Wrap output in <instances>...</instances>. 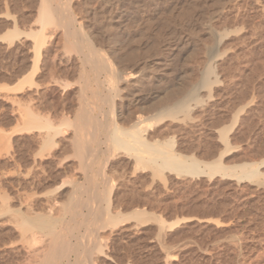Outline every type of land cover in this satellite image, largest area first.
Returning <instances> with one entry per match:
<instances>
[{
  "label": "rangeland",
  "instance_id": "374dc122",
  "mask_svg": "<svg viewBox=\"0 0 264 264\" xmlns=\"http://www.w3.org/2000/svg\"><path fill=\"white\" fill-rule=\"evenodd\" d=\"M42 1L0 0V264L30 263L23 256H28L26 252L34 245L24 239L31 233L24 232L22 236L16 228L28 214V218L31 213V219L37 218L36 211L39 216L42 213L40 218H44L45 212L46 217L50 213L45 219L58 218V230L67 233L69 239L75 236L70 239L72 244L82 240L78 251H69L59 264L68 259L70 264H264V0H68L69 6L62 0L67 6L64 5L65 12L75 19V31L79 33L76 36L87 37L84 39L89 44L95 43L90 44L93 49L108 55L112 71L107 74L89 67L91 63L84 60L82 50L69 45L68 37V40L64 37L68 36L65 27H61L56 14H45ZM42 14L46 19L55 15L57 19H53L59 25L50 22L53 25L48 26ZM96 39L103 41L98 44L101 40L97 43ZM69 48L71 53L66 51ZM125 72H131V76L127 75L129 79L123 77ZM81 77L90 78L89 87L85 80H79ZM106 87L110 90L119 87L121 91L117 93L115 89L110 93ZM78 92L87 99H80ZM163 96L165 104L159 101ZM85 99L88 108L95 110L92 114L106 124L94 135V140L90 137L94 132L90 133L89 127L85 129L88 139L85 138L91 139L92 147L88 155L92 157L96 148L94 159L89 156L86 159L88 167H83L72 147L74 126L83 113ZM112 118L114 127L130 142L132 150L142 147V152H131L130 146L125 144L122 148L112 140ZM47 123L54 128L50 129ZM127 127L133 130L129 132ZM143 135L145 138L141 139ZM138 138L146 140L147 145L140 147L142 141ZM160 143L167 144L161 151L196 159L199 171L179 172L171 164L163 165L157 159L162 155L155 154L158 151L155 147L161 149ZM152 151L157 160L149 159ZM135 153L137 157H145L137 158ZM207 162L222 163L232 170L210 169ZM242 162L254 163L259 174L248 177V169L238 166ZM83 169L87 173L85 179ZM92 194L100 198L96 196L94 201ZM68 204L71 208H67ZM89 206L91 212L94 209L99 212L101 208L92 219L104 214L102 210L109 216L122 213L126 217L120 214L121 222L112 227L106 215H101L96 222H103L96 224L93 220L95 229H91L88 222L93 214L89 215ZM191 206L195 211L185 213V208ZM179 208L184 210L181 212ZM133 210L157 218L141 221L134 215H126ZM80 211L86 212L85 217L83 213L78 216ZM83 220H87L86 226H82ZM67 225L69 229L72 226V235ZM47 237L40 234L33 240L42 245ZM94 239L98 250L92 248ZM85 241L90 245L86 250ZM29 244V249L23 251V245L27 248ZM78 252L81 259L76 255ZM11 258H19L20 263Z\"/></svg>",
  "mask_w": 264,
  "mask_h": 264
},
{
  "label": "bare ground",
  "instance_id": "6f19581e",
  "mask_svg": "<svg viewBox=\"0 0 264 264\" xmlns=\"http://www.w3.org/2000/svg\"><path fill=\"white\" fill-rule=\"evenodd\" d=\"M67 2H68V0H66ZM152 1V0H151ZM154 1V0H153ZM152 1V2H153ZM194 1V0H193ZM199 1V0H198ZM43 2V9H44V12H45V14L46 15H52V14H56L57 16H58V18L60 19V20H58V21H61V23L63 24V25H61V27H65V32L67 31V34H68V36H66L64 33V37H65V39H67L66 37H68V39H69V41L71 42V44H69V45H75V48L77 47L79 50L81 49L82 51H80V53H82V55H83V57H84V60L85 61H87V62H89V63H91V64H89V67H92L95 71H97V73H102V72H106V74H107V72H110V71H112L111 70V64H110V60L107 58V56H106V54H103L102 52H99V51H97V50H95V49H93L92 47L93 46H91V45H94L95 43H92V41H91V45L87 42L88 40H86V39H84V38H87V37H83V36H88L87 34H82L81 32H80V34H82L83 36V38H81V37H77L76 36V34H79L77 31H75V19H74V17L72 16V15H70V14H67V12H65V9H66V7L67 6H69L68 4H70L69 2H70V0H69V2L67 3V6H66V4H63V1L62 0H43L42 1ZM71 2H73V0L71 1ZM74 2H75V0H74ZM96 2V1H95ZM119 2V1H118ZM145 2V1H144ZM164 2V1H163ZM171 2V1H170ZM196 2V1H195ZM104 3V2H103ZM102 3V4H103ZM134 3V2H133ZM99 4V3H98ZM105 4H106V2H105ZM110 4V3H109ZM120 4V3H119ZM166 4V3H165ZM200 4V3H199ZM64 5L66 6V7H64ZM173 5V4H172ZM175 5V4H174ZM191 5H192V3H191ZM190 5V6H191ZM73 6H75L74 4H73ZM72 6V7H73ZM99 6H100V4H99ZM107 6V5H106ZM155 6V5H154ZM157 6V5H156ZM165 6V5H164ZM171 6V5H170ZM176 6V5H175ZM190 6H188L189 8H190ZM198 6V5H197ZM196 6V7H197ZM102 7V6H101ZM104 7H105V5H104ZM120 7V6H119ZM118 7V8H119ZM125 7V6H124ZM147 7H149V6H147ZM192 7V6H191ZM203 7V6H202ZM65 8V9H64ZM98 8V7H97ZM109 8V7H108ZM113 7H111V9H112ZM157 8V7H156ZM167 8H168V6H167ZM69 9V8H68ZM71 9V8H70ZM69 9V11H71V10H73V9H71L70 10ZM104 9H106V8H104ZM163 9V8H162ZM171 9V8H170ZM170 9H169V11H170ZM173 9H174V7H173ZM94 10V9H93ZM102 10V9H101ZM108 10V9H107ZM112 10H114V9H112ZM137 10V9H136ZM161 9H159V11H160ZM164 10V9H163ZM187 10V9H186ZM189 10H191V8L189 9ZM193 10V9H192ZM153 11V10H152ZM173 11V10H172ZM194 11V10H193ZM96 12V11H95ZM110 12V11H109ZM111 12H113V11H111ZM131 12H133V11H131ZM165 12V11H164ZM168 12V11H167ZM105 13V12H104ZM103 13V14H104ZM114 13V12H113ZM150 13H152V12H150ZM161 13H163V11H161ZM168 13H171V12H168ZM168 13H166V14H168ZM73 14V13H72ZM75 14V13H74ZM99 14V13H98ZM103 14H101L100 16L101 17H103ZM110 14V13H109ZM122 14V13H121ZM154 14V13H153ZM159 14V13H158ZM187 14V13H186ZM43 16H42V19L43 18H45L46 16H44V14H42ZM128 15V14H127ZM126 15V16H127ZM163 15V14H162ZM165 15V14H164ZM163 15V16H164ZM172 14H170V16H171ZM173 15H174V13H173ZM53 16H55V15H53ZM49 17L50 19H46V22H48L47 24H48V26H49V23L50 22H53L54 24L56 23V24H58L59 25V23H58V21H56L55 22V20L57 19V18H55V17ZM56 16V17H57ZM79 16V15H78ZM99 16V15H98ZM97 16V17H98ZM106 16V15H105ZM104 16V17H105ZM121 16V15H120ZM160 16V15H159ZM166 17H167V15H165ZM164 16V17H165ZM169 16V15H168ZM110 17V16H109ZM118 17V16H117ZM122 17V16H121ZM132 17V16H131ZM55 20H54V19ZM76 18V17H75ZM108 18V17H107ZM151 18V17H150ZM160 18V17H159ZM171 18H173V17H171ZM170 18V19H171ZM77 19V18H76ZM105 19H106V17H105ZM105 19H103V21L105 20ZM113 19V18H112ZM160 19H162V18H160ZM52 20H54V21H52ZM110 20V19H109ZM133 20V19H132ZM131 20V21H132ZM150 20V19H149ZM162 20H166V19H162ZM162 20H160V21H162ZM80 21V20H79ZM100 21H101V19H100ZM102 21V22H103ZM111 21V20H110ZM121 21V20H120ZM150 21H152V20H150ZM107 22V21H106ZM112 22V21H111ZM167 22V21H166ZM169 22H171V20L169 21ZM53 23H50V25L52 24L53 25ZM83 23V22H82ZM128 23V22H127ZM134 23V22H133ZM148 23V22H147ZM154 23V22H153ZM159 23V22H158ZM109 25H110V23H108ZM116 24V23H115ZM131 24L132 23H130V26H131ZM137 25H138V23H136ZM152 24V23H151ZM164 24V23H163ZM75 25V26H74ZM123 25V24H122ZM135 25V24H134ZM146 25H148V24H146ZM145 25V26H146ZM155 25V24H154ZM57 26V25H56ZM144 26V27H145ZM161 26V25H160ZM60 27V26H59ZM60 27V28H61ZM127 27V26H126ZM134 27V26H133ZM149 27H151V25L149 26ZM78 28H79V26H78ZM103 28V27H102ZM113 28V27H112ZM152 28V27H151ZM151 28H147V29H150L151 30ZM57 29V28H56ZM80 29V28H79ZM83 29H84V27H83ZM111 29V28H110ZM130 29V28H129ZM129 29H127V30H129ZM145 29H146V27H145ZM58 30V29H57ZM81 30V29H80ZM79 30V31H80ZM101 31H102V29H100ZM117 30V29H116ZM156 30V29H155ZM85 31V30H84ZM83 31V32H84ZM111 31H113V30H111ZM126 31V30H125ZM142 31V30H141ZM146 31V30H145ZM149 31V30H148ZM148 31H146V32H148ZM129 32H130V30H129ZM85 33V32H84ZM94 33V32H93ZM92 33V34H93ZM97 33H99V32H97ZM102 33V32H101ZM112 33V32H111ZM121 33V32H120ZM131 33V32H130ZM139 33H141V32H139ZM143 33H145L144 31H143ZM142 33V35H144ZM91 34V35H92ZM113 34V33H112ZM115 34V33H114ZM146 34V33H145ZM91 35H89V36H91ZM93 35H95V34H93ZM99 36V35H98ZM137 36V35H136ZM141 36V35H140ZM154 36V35H153ZM158 36V35H157ZM95 37V36H94ZM154 37H156V36H154ZM153 37V38H154ZM74 38H77L76 40H73ZM90 39H91V37H89ZM97 38V37H96ZM101 38V37H100ZM151 38H152V35H151ZM157 38V37H156ZM67 39V40H68ZM138 39H140V38H138ZM137 38H136V40H138ZM158 39V38H157ZM99 40H101V41H99ZM96 39V41H97V43H98V41H99V43L98 44H100V42H102L103 40L102 39ZM129 40H133V38L132 39H129ZM142 40V39H141ZM38 41V40H37ZM93 41H94V39H93ZM139 41V40H138ZM69 42V43H70ZM90 42V41H89ZM95 42V41H94ZM127 42V41H126ZM129 42V41H128ZM133 42V41H132ZM41 43V42H40ZM134 43V42H133ZM132 43V44H133ZM129 43H127L126 45H128ZM135 44V43H134ZM102 45V48H103V44H101ZM123 45V44H122ZM125 45V46H126ZM135 45H137V43L135 44ZM96 46V45H95ZM64 47H65V45H64ZM99 47V46H98ZM71 48H72V46H71ZM71 48H69V50L67 49H63L64 51L66 50L68 53H71L70 51H71ZM72 49H74V48H72ZM100 49V48H99ZM136 49V48H135ZM134 49V50H135ZM104 50V49H103ZM102 50V51H103ZM128 50H129V48H128ZM128 50H126V51H128ZM131 50V49H130ZM129 50V51H130ZM133 50V51H134ZM136 50H138V49H136ZM73 51V50H72ZM78 51V50H77ZM107 51V50H106ZM67 52H64V53H67ZM79 52V51H78ZM108 52V51H107ZM111 52V51H110ZM136 52H138L139 53V51H136ZM76 54H77V52H75ZM79 53V54H80ZM118 53V52H117ZM133 53V52H132ZM138 53H137V55H138ZM111 54V53H110ZM109 54V55H110ZM114 54V53H113ZM122 54V53H121ZM134 54V53H133ZM63 55V54H62ZM66 55V54H65ZM81 55V54H80ZM115 55V57H116V53L114 54ZM130 55V54H129ZM129 55H127V57L129 56ZM135 55V54H134ZM140 55V54H139ZM121 56V55H120ZM123 56H125V54L123 55ZM133 56V55H132ZM136 56V55H135ZM135 56H133L132 58H134ZM62 57V56H61ZM79 58V57H78ZM118 58V57H117ZM116 58V59H117ZM66 59V58H65ZM80 59V58H79ZM78 59V61H80ZM83 59V58H82ZM112 59V58H111ZM120 59V58H119ZM122 59V58H121ZM120 59V60H121ZM128 59H129V57H128ZM134 59H136V58H134ZM138 59V58H137ZM136 59V60H137ZM131 60H133V59H131ZM65 61V60H64ZM82 61V60H81ZM122 61V60H121ZM118 62V61H117ZM131 62V61H130ZM112 63H113V61H112ZM115 63V62H114ZM113 63V64H114ZM126 63L128 64V61H126ZM82 64V63H81ZM130 64V63H129ZM84 66H85V64H83ZM83 65H79V67L81 66H83ZM92 65V66H91ZM117 64L115 63V66H116ZM83 66V67H84ZM72 68V67H71ZM112 69H113V67H112ZM119 69V68H118ZM88 70V69H87ZM125 70V69H124ZM209 70H210V68H209ZM77 71V70H76ZM115 71V70H114ZM131 71V70H130ZM83 72H84V69H83ZM116 72H118V70H116ZM86 73V72H85ZM119 73H121L120 71H119ZM118 73V74H119ZM124 73V72H123ZM131 73V72H130ZM128 74V72H125V74H123V75H126V76H123V77H125V78H128L127 77V75L128 76H131V74ZM81 74V76H83V73L81 72L80 73ZM115 74H117V73H115ZM117 74V76L118 77H120L121 76V74L120 75H118ZM98 76H99V74H97ZM86 76H88V75H86ZM97 76V77H98ZM108 76V75H107ZM109 77V76H108ZM77 78V77H76ZM99 78V77H98ZM131 78V77H130ZM134 78V77H133ZM85 80L86 81V83L85 84H88L87 86L89 87V82L87 81V80H89V79H87L86 77H85V79H82V77L81 78H79V80ZM115 79H116V77H115ZM129 79V78H128ZM102 80H104V78L102 79ZM111 80V79H110ZM119 80V79H118ZM204 80V79H203ZM101 81V80H100ZM142 81V80H141ZM88 82V83H87ZM108 82H110V81H108ZM112 82H113V79H112ZM111 82V84H114V82L112 83ZM129 82V81H128ZM73 83V82H72ZM80 83V82H79ZM94 83V82H93ZM92 83V84H93ZM104 83V82H103ZM118 84H119V82H117ZM142 83V82H141ZM182 83V82H181ZM184 83V82H183ZM84 84V85H85ZM96 84V83H95ZM100 84H102V83H100ZM80 85V84H79ZM82 85V84H81ZM104 85V84H103ZM127 85V84H126ZM181 85H183V84H181ZM87 86L85 87H83V88H87ZM96 86V85H95ZM111 87L113 86V85H110ZM118 86V85H117ZM143 86V85H142ZM160 86V85H159ZM97 87V86H96ZM108 87V86H107ZM106 87V88H107ZM110 87V88H111ZM80 88H81V86H80ZM79 88V89H80ZM92 88V87H91ZM114 88V87H113ZM119 88V87H118ZM116 89L117 90V93L118 92H120L121 90H119V89ZM147 88V87H146ZM160 88V87H159ZM162 88H164V87H162ZM179 88H181V87H179ZM78 89V88H77ZM101 89V88H100ZM103 89V88H102ZM107 89H109V88H107ZM115 89H109V91H110V93H111V91H114ZM85 90V89H84ZM91 90V89H90ZM130 90V89H129ZM148 90V89H147ZM177 90H178V88H177ZM123 91V90H122ZM175 91V90H174ZM83 91H81L80 93L81 94H83L82 93ZM146 92V91H145ZM172 92V91H171ZM91 93H93V92H91ZM104 93V92H103ZM169 93H170V91H169ZM85 94V93H84ZM106 94V93H105ZM161 94V93H160ZM165 94V93H164ZM163 94V95H164ZM167 94L168 93H166L165 95L167 96ZM172 94V93H171ZM173 94H175V93H173ZM78 95H79V92H78ZM98 95V94H97ZM108 95V94H107ZM115 95H117V94H114V97H116ZM156 95H158V94H156ZM164 95V96H165ZM188 95H189V93H188ZM83 96H85V95H83ZM83 96H80L79 95V97H80V99H83V98H86V97H83ZM103 96V95H102ZM164 96L163 97H161V99H159V101H161L162 100V98L163 99H165L164 98ZM165 96V97H166ZM169 96H170V94H169ZM174 96V95H173ZM173 96L171 95L169 98H173ZM176 96V95H175ZM82 97V98H81ZM98 97V96H97ZM113 97V96H112ZM114 97H113V101H114ZM160 97V96H159ZM168 97V96H167ZM77 98V97H76ZM107 98V99H106ZM111 98V97H110ZM179 98V97H178ZM182 98V97H181ZM188 98V97H187ZM80 99H79V101H80ZM87 99V98H86ZM86 99H85V101H84V105L85 106H83V108H84V110L83 111H81V115L80 114H78V115H80V116H78L79 117V119H78V124H77V126H76V124H75V128H76V130L75 131H73L74 132V138H73V143H72V147L75 149V152H76V154H77V156L80 158V160H81V162H82V165H83V167H88V165H89V163L88 162H86V159L88 158V156L89 155H91L90 154V152H88V151H90V148H91V151H92V147H90V143H89V141L91 140H86V138H87V136H85V129H86V127L88 128H90L91 130L92 129H94V131L92 130V132H91V130L89 131L90 133H93L94 132V134H91L90 135V137H93L92 138V140H94V138H96V137H94V135H96V133L101 129V128H105V122H100L99 120H98V116H95V115H93L92 114V111L94 110V109H92V107H91V109H92V111L88 108V106L87 105H89V102H87L86 101ZM186 99V98H185ZM84 100V99H83ZM105 102L107 103V100H108V97L107 96H105ZM157 100V99H156ZM155 100V101H156ZM78 101V102H79ZM89 101V100H88ZM100 101H103V100H100ZM112 101V102H113ZM164 100H162V102H163ZM186 101V100H185ZM121 102V101H120ZM151 102V101H150ZM162 102H160L159 104H161ZM102 103H104V102H102ZM105 103V104H106ZM108 103H109V101H108ZM107 103V104H108ZM152 103H153V101H152ZM75 104V103H74ZM73 104V105H74ZM106 104V105H107ZM113 104H114V102H113ZM144 104V103H143ZM163 104H165V102H163ZM187 104V103H186ZM94 105V104H93ZM142 105V104H141ZM81 106V105H80ZM90 106V105H89ZM102 106V105H101ZM100 106V107H101ZM150 106V105H149ZM151 106H153V105H151ZM150 106V107H151ZM114 107V106H113ZM72 108V107H71ZM82 107H81V110L83 109ZM95 108V107H94ZM98 108V107H97ZM112 108V107H111ZM111 108H109L108 107V109H111ZM163 108H165V107H163ZM75 109V108H74ZM101 109V108H100ZM113 110H114V108H112ZM148 109H150V108H148ZM148 109H145V110H148ZM112 110V111H113ZM151 110V109H150ZM162 110V109H161ZM160 110V111H161ZM164 110V109H163ZM95 111V110H94ZM100 111V110H99ZM102 111H104V110H102ZM144 112V110L142 111V113ZM165 112V111H164ZM107 113V112H106ZM114 113V112H113ZM141 113V114H142ZM102 114V113H101ZM97 115H98V113H97ZM107 115H108V113H107ZM111 115V114H110ZM113 115V114H112ZM102 116V115H101ZM103 116H105V115H103ZM157 116V115H156ZM20 117V116H19ZM57 117V116H56ZM70 118V117H69ZM115 118V117H114ZM142 118V117H141ZM145 118V117H144ZM56 119V118H55ZM104 119H106L107 120V118H104ZM124 119V118H123ZM57 120V119H56ZM102 120H103V118H102ZM101 120V121H102ZM112 120H113V122H114V119L112 118ZM115 120H116V118H115ZM145 120V119H144ZM138 122V121H137ZM141 122H142V119H141ZM53 123V122H52ZM107 123V122H106ZM110 123H112V122H110ZM109 123V124H110ZM117 123V122H116ZM135 123V122H134ZM143 123V122H142ZM46 124V123H45ZM48 124V123H47ZM55 124V123H54ZM114 124V125H113ZM113 124H111V125H113V127L114 126H116V124H115V122L113 123ZM119 125V124H118ZM49 128L50 127H52L50 124H48L47 125ZM59 126V125H58ZM110 126V125H109ZM108 126V127H109ZM132 126V125H131ZM136 126V125H135ZM46 127V126H45ZM48 127H46L47 129H49ZM56 127V126H55ZM62 127V126H61ZM73 127V128H74ZM111 127V126H110ZM118 127V126H117ZM133 127V126H132ZM132 127H131V129H129L130 127H127L128 129H129V132H130V130H133L132 129ZM53 128H54V126H53ZM58 128H60V126L58 127ZM138 128V127H137ZM141 128V127H140ZM51 129V128H50ZM118 129V128H116V127H114V129L111 131V138H113L112 140H114L115 142H116V144L119 146V145H121L122 146V148H124L125 146V144L127 145L126 147H128V146H130V142L128 141H126V138H124L121 134H120V131H118L119 132V134H118V132L116 131V130ZM143 129V128H142ZM53 130V129H52ZM61 130H62V128H61ZM105 130H107V128L105 129ZM18 131V130H17ZM63 131V130H62ZM69 131V130H68ZM72 132V133H73ZM132 132V131H131ZM140 132H141V129H140ZM137 133H138V131H137ZM142 133V132H141ZM141 133H139L140 135H141ZM146 133V132H145ZM139 134H138V137L140 138V136H139ZM68 135V134H67ZM72 135V134H71ZM87 135H88V133H87ZM99 136H100V132H99V134H98ZM97 135V136H98ZM11 136V135H10ZM89 136V135H88ZM98 136V137H99ZM142 136V135H141ZM144 136V135H143ZM73 137V136H72ZM86 137V138H85ZM101 137V136H100ZM104 137H105V135H104ZM136 137V136H135ZM106 138H108V136L106 137ZM124 138V139H123ZM138 138V139H139ZM143 138H145V136L144 137H141V139H143ZM70 139V138H69ZM88 139V138H87ZM99 139V138H98ZM141 139H139L140 141H142L141 142V144L142 145H140V147L141 146H144V144H146L147 145V141H146V143H145V141H143V140H141ZM12 140V139H11ZM68 140V139H67ZM155 140H157V139H155ZM71 141V142H72ZM97 141H99V140H97ZM105 141V139H103L102 140V142H104ZM159 141V140H158ZM113 142V141H112ZM91 143H93V142H91ZM97 143H100V142H97ZM106 143V142H105ZM111 143V142H110ZM153 143V145H155L154 143H157L156 141L155 142H152ZM103 144V143H102ZM116 144H114L113 143V145L115 146V148H117V145ZM65 145V144H64ZM111 145H112V143H111ZM112 145V146H113ZM158 144H156V146H157ZM164 145H167V144H164ZM163 144L161 145V143L158 145V146H161V149H159V147L158 148H156L155 147V149H156V151H157V149H158V151L157 152H155V154L156 153H160V155H162V157H160V158H158L157 156V159H160L161 161H163L162 162V164L163 165H165V164H171L172 165V167H173V169H175V170H177V171H179V172H190V173H193V172H198L199 171V169H200V164H199V162L196 160V159H192V158H188V157H183V156H180L179 154H174V153H167V152H165L164 150L163 151H161L163 148V146H164ZM97 146V145H96ZM120 146V147H121ZM110 147V146H109ZM132 146H130L129 147V149L131 150V152L132 151H134V152H136V151H138V150H140V149H138V150H132V148H131ZM148 147V146H147ZM153 147V146H152ZM137 148V147H136ZM139 148V147H138ZM145 148V147H144ZM148 148H150V147H148ZM89 149V150H88ZM143 148L141 147V150H142ZM95 150H96V148H94L93 149V155H92V157L91 156H89V158L91 157V158H93L94 159V154H96L95 153ZM140 150V151H141ZM152 150V149H151ZM172 150V149H171ZM64 151V150H63ZM110 151V150H109ZM99 152V151H98ZM133 152V153H134ZM142 152V151H141ZM154 151H152L151 153H149L150 155H152V157L151 158H149V157H147V152H146V157L147 158H149V159H151L152 160V158H153V153ZM173 152V151H172ZM66 153V152H65ZM102 153H103V151H102ZM110 153V152H109ZM140 153V152H139ZM176 153V152H175ZM89 154V155H88ZM137 153H135V155H136ZM141 154V153H140ZM143 154H145V152L143 151ZM3 155V154H2ZM14 155V154H13ZM66 155V154H65ZM138 155V154H137ZM137 155H136V157H137ZM157 155V154H156ZM159 155V154H158ZM159 155V156H160ZM67 156V155H66ZM149 156V155H148ZM155 156V155H154ZM10 157V156H9ZM64 157V156H63ZM107 157V156H106ZM143 158V157H145V156H143V157H141V156H138L137 158ZM55 158V157H54ZM88 158V159H89ZM108 158V157H107ZM161 158H163V159H161ZM145 159V158H144ZM153 159H156V158H153ZM156 159V160H157ZM150 160V161H151ZM156 160H154V161H156ZM93 161V160H92ZM96 161V160H95ZM160 161V162H161ZM52 162V161H51ZM159 162V163H160ZM6 163V162H5ZM17 163V162H16ZM92 163V162H91ZM154 163V162H153ZM156 163L158 164V162L156 161ZM161 164V163H160ZM159 164V165H160ZM162 164L160 165V166H162ZM16 165V164H15ZM61 165V164H60ZM91 165V164H90ZM94 165V164H93ZM6 166V165H5ZM206 166L208 167V168H210V169H217V170H221V169H225V171L227 170V171H230V170H232V169H230V167L228 168V166H224L222 163H206ZM239 167H241V168H243V169H248V171H247V175H248V177L250 176V177H254V175H258L259 173V171L257 170V168L254 166V163H249V162H242V163H240L239 165H238ZM61 167V166H60ZM64 167V166H63ZM90 168V167H89ZM232 168V167H231ZM240 168V169H241ZM93 169V168H92ZM91 169V170H92ZM105 169V168H104ZM230 169V170H229ZM1 170V169H0ZM3 171V170H2ZM6 171V170H5ZM83 171H85L84 169H83ZM82 171V172H83ZM93 171V170H92ZM94 171H96V170H94ZM105 171V170H104ZM104 171H103V173H104ZM258 171V172H257ZM90 172V171H89ZM73 173V172H72ZM85 174H84V176L85 177H83V179H85L86 178V171L84 172ZM4 174H6V173H4ZM3 174V175H4ZM48 174V173H47ZM69 174H70V172H69ZM68 174V175H69ZM95 174V173H94ZM100 174V173H99ZM96 175V174H95ZM101 175H102V173H101ZM103 175H105V174H103ZM256 175V176H257ZM71 176V175H70ZM91 176V175H90ZM98 176V175H97ZM104 177V176H103ZM103 177H102V179H103ZM94 178H95V176H94ZM97 178V177H96ZM1 179V178H0ZM61 179V178H60ZM63 179H64V177H63ZM77 179V178H76ZM4 180V179H3ZM65 180V179H64ZM97 180V179H96ZM95 180V181H96ZM87 181V180H86ZM94 181V182H95ZM102 181H104V180H102ZM107 181H109V179H107ZM106 181V182H107ZM82 182H84V181H82ZM88 182V181H87ZM105 182V181H104ZM64 183V182H63ZM66 183V182H65ZM109 183H110V181H109ZM45 184V183H44ZM107 184V183H106ZM59 185H60V183H59ZM70 185V184H69ZM82 185V184H81ZM93 185V184H92ZM91 185V186H92ZM109 185V184H108ZM76 186H79V187H81L80 185H76ZM98 186V185H97ZM13 187V186H12ZM59 187V186H58ZM89 187V186H88ZM2 188V187H1ZM16 188V187H15ZM60 188V187H59ZM78 188V187H77ZM95 188H96V184H95ZM62 189V188H61ZM76 188L74 187V190H75ZM80 189V188H79ZM79 189H78V191H79ZM89 189V188H88ZM93 190H94V186H93V188H92ZM81 190H82V188H81ZM93 190H91V191H93ZM95 191V190H94ZM102 191V190H101ZM106 191V190H105ZM3 192H4V190H3ZM21 192H23V191H21ZM77 192V191H76ZM75 192V193H76ZM109 192H111V191H109ZM5 193V192H4ZM70 193V192H69ZM74 193V194H75ZM6 194V193H5ZM7 194H8V192H7ZM21 194V193H20ZM77 194V193H76ZM75 194V195H76ZM80 194V193H79ZM79 194H77V195H79ZM105 194V193H104ZM18 195V194H17ZM94 194H92V197H94V201H97L96 199V196L97 197H99L98 195H99V193H98V195H96V196H93ZM2 196H3V194H2ZM23 196V195H22ZM72 196V195H71ZM86 196H87V193H86ZM9 197V196H8ZM103 197V196H102ZM105 197V196H104ZM103 197V198H104ZM28 198V197H27ZM76 198V197H75ZM75 198H74V200H75ZM85 198V197H84ZM89 198H90V195H89ZM100 198V197H99ZM102 198V199H103ZM107 198H109V196L107 197ZM2 199H3V197H2ZM72 199H73V197H72ZM71 199V200H72ZM77 199H79V197L77 198ZM104 199H106V198H104ZM5 200H6V198H5ZM54 200V199H53ZM70 200V201H71ZM87 200H88V198H87ZM46 201V200H45ZM76 201V200H75ZM78 201V200H77ZM111 201V200H110ZM4 202V201H3ZM6 202V201H5ZM35 202V201H34ZM74 202V201H73ZM88 202V201H87ZM31 203V202H30ZM57 203V202H56ZM71 203H72V201H71ZM80 203V202H79ZM92 203H93V201H92ZM96 203V202H95ZM100 203V202H99ZM5 204V203H4ZM9 204V203H8ZM28 204V203H27ZM32 205V204H31ZM51 205V204H50ZM53 205V204H52ZM69 205V204H68ZM67 205V206H68ZM70 205H73V203L72 204H70ZM68 206L67 208H71V206ZM2 206V205H1ZM19 206V205H18ZM21 206V205H20ZM100 206V205H99ZM106 206V205H105ZM74 207V206H73ZM80 207V206H79ZM98 207V205H96V208ZM102 209H103V207H102V205L100 206ZM20 208V207H19ZM32 208V207H31ZM94 208H95V205H94ZM93 208V209H94ZM100 208V209H101ZM107 208V206L105 207V209ZM109 208V207H108ZM107 208V209H108ZM111 208V207H110ZM43 209H44V207H43ZM48 209V208H47ZM50 209H51V206H50ZM52 209H54V208H52ZM51 209V210H52ZM66 209V208H65ZM80 209V208H79ZM86 209V208H85ZM88 209H90V206H89V208ZM87 209V210H88ZM100 209H99V212L98 211H96V209H94V211H92L91 212V209L90 210H88L89 211V215L90 214H93V215H90L91 216V220H90V222H92L91 224H90V222H88V224H89V227H90V225H91V227H92V225H93V220L95 221V223L96 224H98V222H96V220L97 219H99V216H101V215H106V218L108 219V222H110V223H112L113 224V226L112 227H114V224H117L119 221L121 222V220H120V218H121V215L122 216H125V215H123L122 213H118V214H115V215H113L112 213V215H110L109 216V214H106V212L104 211V210H102L103 212H104V214H101V215H96V217L98 216V218L96 219V218H94V219H92V217L95 215V213H100L101 211H100ZM106 209V210H107ZM16 210V209H15ZM68 210V209H67ZM73 209H71V211H72ZM74 210H75V208H74ZM98 210V209H97ZM70 211V212H71ZM108 211V210H107ZM7 212H8V210H7ZM20 212V211H19ZM27 211H25V213H26ZM44 212V211H43ZM75 212V211H74ZM28 213H30V212H28ZM37 213V211L35 212V214H34V216H36L37 218H35L34 216V218L33 219H31L30 217L33 215L32 213H31V215H30V217L28 218V215H27V218L26 217H22L21 218V220H19L20 219V215H19V219L18 218H15V219H17V220H19L20 221V224H19V222L17 223V226L19 227V228H16L17 230H18V232L17 233H19V234H21L22 236H24L23 235V233L25 232L26 233V235H27V232H28V234L29 233H31V235L32 234H34L33 236L34 237H32L31 235H27V236H25L26 238H24V239H29V243H30V241H32L31 242V245L32 244H34V245H32L31 247H30V244L28 245V247L26 248H24V245H23V251H26V250H28L29 249V247H30V249H29V251H27L26 253H29V258H28V256H23L24 257V259H29L28 261L30 262H28L29 264H59V262H60V260L63 258V257H65V256H67V254H68V252L69 251H71V250H73V251H78V249L80 248V245H79V243H81L82 242V240L80 241L79 240V243H74V244H72L71 242V238H74L75 236L73 235V237H70V239L68 238V236H67V233H66V235H64L63 233H61V231H59L58 230V227H57V220H58V218H56V219H54V220H56V221H52L51 219H45V218H47L48 216L50 217V213H49V215L46 217V215L48 214L47 212H45V214L46 215H44V218H40V216L42 215V213L40 214V216L38 215V214H36ZM56 213V212H55ZM54 213V214H55ZM60 213V212H59ZM72 213V212H71ZM81 213H83V212H79L78 214V216H80V214ZM86 213V212H85ZM85 213H83V214H81V215H83L84 217H85ZM131 214V216L132 217H134V216H136L137 218H139V220H141V221H144V220H148V219H151V217H154V218H157V216H155L154 214H150V213H147V212H145V211H134L133 210V212L131 211V212H127L126 213V215L127 214ZM14 214H15V212H14ZM13 214V215H14ZM21 214V213H20ZM22 214H23V212H22ZM53 214V213H52ZM53 214V215H54ZM58 214V213H57ZM57 214H55V215H57ZM61 214H63V213H60V215ZM72 214H74V213H72ZM121 214V215H120ZM129 214H128V216H129ZM77 215V211H76V214H75V216ZM108 215V216H107ZM134 215V216H133ZM11 216V215H10ZM16 216V215H15ZM18 216V215H17ZM43 216V215H42ZM63 216V215H62ZM62 216H59V217H61V221H62V223H64V218L62 217ZM77 216V217H78ZM87 214H86V219H88L87 218ZM39 217V218H38ZM55 218L54 216H51V218ZM84 217H82V218H84ZM95 217V216H94ZM126 217V216H125ZM135 217V218H136ZM8 220H10V219H12L11 217H10V219L9 218H7ZM14 219V220H15ZM63 219V220H62ZM85 219V218H84ZM7 220V221H8ZM14 220H12V222L11 223H15V221ZM81 220V219H80ZM99 220H101V219H99ZM103 220H104V216H103ZM106 220V219H105ZM105 220H104V222H105ZM79 221V220H78ZM69 222V221H68ZM68 222H66L65 221V224L66 223H68ZM83 224L84 225H82V226H86L85 225V223L87 222V220L86 221H84L83 220ZM100 222H103V221H100ZM99 222V223H100ZM119 222V223H120ZM4 223V222H3ZM60 223V222H59ZM71 223V222H70ZM19 224V225H18ZM95 224V225H96ZM1 225V224H0ZM15 226H16V224H14ZM74 225V224H73ZM101 225V224H100ZM109 225V224H108ZM77 226V225H76ZM75 225H74V227H76ZM94 226V225H93ZM98 227H100V228H98V229H101V226H99V225H97ZM104 224L102 223V227L104 228ZM59 227H60V225H59ZM65 227H68V225L67 226H65ZM72 227V226H71ZM70 227V229H72ZM78 227V229H79V226H77ZM106 227H107V224H106ZM86 228V227H85ZM15 229V230H16ZM19 229H21V230H19ZM68 229H69V227H68ZM67 229V231H69V233L71 234L72 232H70L71 230L69 229L68 230ZM77 229V230H78ZM88 229V228H87ZM91 229H95V227L93 228H91ZM98 229H97V231H98ZM80 230H81V228H80ZM85 230V229H84ZM1 231V230H0ZM23 231V232H22ZM39 231V232H38ZM72 231H74V230H72ZM21 232V233H20ZM40 233L41 235H43V237H44V234L45 235H48V237L43 241V244L41 245V244H39L40 242H39V240H37L36 242H35V240H33V239H36V237H38V236H40V234L39 235H37V233ZM85 232V231H84ZM95 232V231H94ZM35 233H36V235H35ZM44 233V234H43ZM78 233H79V231H78ZM77 233V234H78ZM81 233V232H80ZM88 233V232H87ZM94 234V233H93ZM97 234V233H96ZM100 234V233H99ZM99 234H97V235H99ZM69 235V234H68ZM72 235V234H71ZM36 236V237H35ZM89 236V235H88ZM29 237V238H28ZM30 237L32 238L31 240H30ZM81 237V236H80ZM79 237V238H80ZM39 238H42V237H39ZM101 238V237H100ZM99 238V239H100ZM85 239V238H84ZM103 239V238H102ZM14 241H15V239H13ZM16 240H18V238L16 239ZM76 240V239H75ZM5 241H7V240H5ZM14 241H12V244H13V242ZM25 241V240H24ZM77 241V240H76ZM76 241H74V242H76ZM103 241V240H102ZM25 242H27V240L25 241ZM33 242H35V243H38L39 244V246L40 247H37L36 246V244L35 243H33ZM86 242V241H85ZM94 242H95V239H94V241H93V243H92V241H91V243L93 244V247L92 248H94V246H95V248H97L96 250H98V247H99V245L98 244H95L94 245ZM9 243V242H8ZM19 243V242H18ZM28 243V242H27ZM16 243L14 242V245H15ZM83 244V243H82ZM103 244V243H102ZM5 245V244H4ZM3 245V246H4ZM8 245H10L11 246V244L9 243ZM85 245H87V242H86V244ZM98 247H97V246ZM16 246V245H15ZM27 246V245H26ZM90 245L88 244L87 245V247H85V250H86V248H88ZM82 247H83V245H82ZM13 248H16V247H13ZM84 248V247H83ZM90 248V247H89ZM18 249V248H17ZM25 249V250H24ZM100 249V248H99ZM18 251V250H17ZM22 251V250H21ZM73 251H72V253H73ZM13 252H14V250H13ZM19 252V251H18ZM18 252H16V253H18ZM91 252V251H90ZM5 253V252H4ZM8 253V252H7ZM83 253H84V251H83ZM82 253V254H83ZM75 254V253H74ZM81 254V252L79 253L78 252V254H76V255H80ZM85 254V253H84ZM23 255H24V253H23ZM25 255H27V254H25ZM86 255V254H85ZM88 255V254H87ZM87 255H86V257H87ZM96 255V254H95ZM94 254H93V256H95ZM20 256V255H19ZM75 256V255H74ZM81 256V255H80ZM80 256H79V258H80ZM23 257H21V259L20 260H23L22 258ZM26 257V258H25ZM32 257L34 258V257H37V260H33L32 259ZM39 257H42V258H39ZM70 257V256H69ZM76 257V256H75ZM96 257V256H95ZM8 259V258H7ZM12 259V258H11ZM19 259V258H18ZM17 259V260H18ZM32 259V260H31ZM67 259V258H66ZM76 259V258H75ZM75 259H74V261H75ZM78 259V258H77ZM81 259V258H80ZM87 259H88V257H87ZM12 260H16V259H12ZM16 260V261H17ZM85 260V259H84ZM89 260L90 261H92L90 258H89ZM89 260H88V262H89ZM68 261V263L70 264V262H69V259L67 260ZM67 261L65 262L66 264H67ZM71 261V260H70ZM15 262V261H14ZM18 262V261H17ZM23 262H24V260H23ZM26 262V264H27V261H25ZM79 262V261H78ZM85 262H87V260H85ZM95 262V261H94ZM93 262V263H94ZM12 263H13V261H12ZM18 263H20V262H18ZM64 263V264H65ZM83 263V262H82ZM89 263H91V262H89ZM8 264H10V263H8ZM14 264V263H13ZM16 264V263H15ZM21 264V263H20ZM25 264V263H24ZM61 264V263H60ZM80 264V263H79Z\"/></svg>",
  "mask_w": 264,
  "mask_h": 264
},
{
  "label": "trees",
  "instance_id": "16d2710c",
  "mask_svg": "<svg viewBox=\"0 0 264 264\" xmlns=\"http://www.w3.org/2000/svg\"><path fill=\"white\" fill-rule=\"evenodd\" d=\"M194 209H195V208H192V206H191V207H188V208H185V210L182 209V208H179V210H180L181 212L184 210L185 213L195 211ZM171 211H172V210H170L169 213H170Z\"/></svg>",
  "mask_w": 264,
  "mask_h": 264
},
{
  "label": "water",
  "instance_id": "95a60500",
  "mask_svg": "<svg viewBox=\"0 0 264 264\" xmlns=\"http://www.w3.org/2000/svg\"><path fill=\"white\" fill-rule=\"evenodd\" d=\"M214 52V51H213Z\"/></svg>",
  "mask_w": 264,
  "mask_h": 264
}]
</instances>
